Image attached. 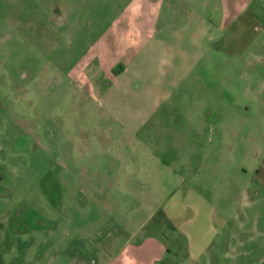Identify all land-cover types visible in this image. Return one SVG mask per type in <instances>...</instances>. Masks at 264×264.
Masks as SVG:
<instances>
[{
  "label": "rangeland",
  "instance_id": "obj_1",
  "mask_svg": "<svg viewBox=\"0 0 264 264\" xmlns=\"http://www.w3.org/2000/svg\"><path fill=\"white\" fill-rule=\"evenodd\" d=\"M258 148L264 0H0V264H264Z\"/></svg>",
  "mask_w": 264,
  "mask_h": 264
},
{
  "label": "crops",
  "instance_id": "obj_2",
  "mask_svg": "<svg viewBox=\"0 0 264 264\" xmlns=\"http://www.w3.org/2000/svg\"><path fill=\"white\" fill-rule=\"evenodd\" d=\"M250 158L255 162L254 164H257L255 167L250 166L255 183L259 186L255 193L257 195L264 192V148L252 149ZM260 230L264 231V229ZM126 240L122 244L124 250L122 264H152L153 261L161 259L164 255L163 245L152 238H138L135 234H131Z\"/></svg>",
  "mask_w": 264,
  "mask_h": 264
}]
</instances>
